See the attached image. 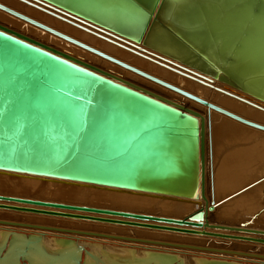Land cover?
<instances>
[{
  "label": "water",
  "instance_id": "water-1",
  "mask_svg": "<svg viewBox=\"0 0 264 264\" xmlns=\"http://www.w3.org/2000/svg\"><path fill=\"white\" fill-rule=\"evenodd\" d=\"M19 1L105 41L113 39L131 46L147 55L145 58L184 77L193 75L216 82L226 90H214L252 107L260 109L249 100L264 104V0ZM0 10L206 109L264 132L262 125L126 65L3 4ZM203 121L202 115L188 106L0 24V173L48 177L185 203L199 199L202 203L188 214L173 218L0 192V200L6 202L110 214L134 221L6 203H0V210L264 246V228L252 227L264 207L234 225L206 221L207 212L215 206L205 196ZM134 242L264 259V254L143 239Z\"/></svg>",
  "mask_w": 264,
  "mask_h": 264
},
{
  "label": "bare ground",
  "instance_id": "bare-ground-1",
  "mask_svg": "<svg viewBox=\"0 0 264 264\" xmlns=\"http://www.w3.org/2000/svg\"><path fill=\"white\" fill-rule=\"evenodd\" d=\"M3 1V0H1ZM12 1V0H11ZM18 1L19 3H21L20 5L24 4L28 7H31V9H35L37 11H40V13H44V14H47L45 13L44 11L40 10V9H37L33 6H30L26 3H23L19 0H16ZM5 2V0H4ZM7 2H9L7 0ZM14 2V1H13ZM16 2L15 4H18L19 3ZM6 3V2H5ZM9 4V3H8ZM15 4L13 3L14 7L16 8H19L18 6H15ZM23 6V5H22ZM13 7V8H14ZM9 8V7H8ZM26 8V7H23V9ZM21 9V8H19ZM26 10V12L28 11L27 9H24ZM3 11V10H1ZM0 11V12H1ZM5 12V11H3ZM1 12V13H3ZM7 13V12H5ZM36 13V12H35ZM41 13V14H42ZM9 14V13H7ZM11 15V14H9ZM8 15V16H9ZM59 21H62L50 14H47ZM12 16V15H11ZM42 16V15H41ZM15 17V16H14ZM28 17V16H27ZM39 17V16H38ZM30 18V17H29ZM46 18V17H45ZM14 19H17V18H14ZM19 19V18H18ZM32 19V18H31ZM21 20V19H20ZM34 20V19H33ZM0 21H3V22H6V23H9L11 24L13 27H15L16 29H19L22 31L21 34L24 35L25 34H28L29 36L31 37H34V36H39L40 38H44L47 39L49 41V39L47 38V36H45L46 34H42L40 31L38 32L37 29L35 28H30L29 25L27 26H23L21 27V24H17L16 21H14L13 19L11 18H6L5 16H1L0 15ZM23 21V20H22ZM36 21V20H35ZM25 22V21H24ZM70 26H72L71 24L65 22V21H62ZM28 23V22H26ZM40 23V22H39ZM59 23V22H58ZM30 24V23H28ZM32 25V24H31ZM34 26V25H33ZM46 26V25H45ZM11 27V26H10ZM36 27V26H35ZM48 27V26H47ZM74 28H76L75 26H72ZM50 28V27H49ZM52 29V28H51ZM79 29V28H77ZM54 30V29H53ZM81 30V29H79ZM89 30V29H88ZM57 31V30H55ZM81 31H84V30H81ZM59 32V31H57ZM72 32V31H71ZM86 32V31H84ZM20 33V32H19ZM61 33V32H59ZM88 32H86L87 34ZM63 34V33H62ZM85 34V35H86ZM90 34V33H88ZM50 35V34H49ZM65 35V34H64ZM93 35V34H91ZM26 36V35H25ZM68 36V35H67ZM94 36V35H93ZM70 37V36H69ZM96 37V36H95ZM72 38V37H71ZM98 38V37H97ZM43 39V40H45ZM54 39V38H53ZM61 39V38H60ZM74 39V38H73ZM90 39V37H89ZM92 39V38H91ZM101 39V38H99ZM46 40V41H47ZM76 40V39H75ZM94 40V39H92ZM91 40V41H92ZM103 40V39H102ZM41 41V40H40ZM63 41V40H62ZM58 39H54V40H50L49 42L51 43V46L53 47L54 45H57L59 47H62L63 49L65 50H62L64 52H66L65 54L67 55H70V56H73L75 58H78L80 60H83V61H86L90 64H93L95 66H98V64H100L98 67L103 69L104 71H107L110 73V71L108 69H106V66L107 67H111L113 70L112 72H117V73H121L122 76L123 75V71H121L119 68L117 67H114L110 64H108L107 62L103 63L101 60L93 57V56H89V54H87V52H84L82 50H79L77 49L76 47H72V46H69L67 44H65L64 42H62ZM65 41V40H64ZM78 41V40H77ZM96 41V40H95ZM105 41V40H104ZM111 44H113V46H117L121 49H124V50H118V55H120L121 57H124L126 58L128 61H130L131 63H136V62H141L143 63L144 65L145 64H149V70L151 71H154L156 73L157 76H163L165 74H168L167 72L164 71V69L166 68H162V66H159L157 65L153 60H149L147 58H145L147 55L144 56L143 53H139L138 51L136 50H133L131 48H128V47H125L123 45H121L122 43L120 42H115L113 40H110ZM97 42V41H96ZM108 42V41H107ZM54 45H53V44ZM98 43V42H97ZM117 43V45L115 44ZM46 45V44H45ZM87 45V44H86ZM105 45V44H104ZM110 45V44H109ZM48 46V45H47ZM75 46V45H74ZM50 47V46H49ZM108 46H106L107 48ZM54 48V47H53ZM110 48V47H108ZM82 49V48H81ZM59 50V49H58ZM126 50V51H125ZM60 51V52H62ZM99 51V50H98ZM113 51V50H112ZM63 52V53H64ZM84 52V53H83ZM101 52V51H100ZM125 52L127 53H130V54H133L134 56L130 55V54H126ZM89 53V52H88ZM103 53V52H102ZM114 54L115 51H113ZM105 54V53H104ZM139 54V55H138ZM107 55V54H106ZM137 55V56H136ZM110 56V55H108ZM112 57V56H111ZM114 58V57H113ZM144 58V59H143ZM116 59V58H115ZM146 59V60H145ZM118 60V59H117ZM119 61V60H118ZM150 61V62H149ZM121 62V61H120ZM152 62V63H151ZM123 63V62H122ZM101 64H103L101 66ZM125 64V63H124ZM105 65V67H104ZM127 65V64H126ZM101 66V67H100ZM119 66V65H117ZM130 66V65H129ZM121 67V66H120ZM132 67V66H131ZM143 67V66H142ZM110 68V69H111ZM136 68V67H134ZM174 67L171 66V69H173ZM137 69V68H136ZM139 70V69H138ZM169 70V69H167ZM141 71V70H140ZM171 71V70H169ZM111 72V73H112ZM173 72V71H171ZM170 73V72H169ZM176 74V72H173ZM114 75V73H112ZM119 74H116L115 73V76L119 77V78H122ZM135 74V73H134ZM171 74V75H170ZM169 75L170 76H174L175 78V82H178V85L179 87L181 85L184 86V88H192L195 92L196 97L202 99V100H205V99H212V98H221V103L222 104H226L228 105L229 108H232L234 113H236L235 115L243 118V119H246L248 121H251V122H254L256 124H259V125H262L264 126V104H258L256 102H253V101H250L252 102V104L254 103V105H258L260 106V109L256 108V107H252L248 104H245L241 101H239L238 99L236 98H233V97H230V96H225V95H221L220 92L218 91H215L214 88H216L217 86L213 85L212 83L210 82H207V81H203V80H200V79H196V77H193V75H186L184 73L185 78H178L176 77L175 75H173L172 73H170ZM137 75V74H136ZM180 75V74H178ZM177 75V76H178ZM134 76V75H133ZM182 76V75H180ZM184 77V76H183ZM193 78L194 80V83L198 84H194L193 81H190V80H187L186 78ZM138 78V77H137ZM123 79V78H122ZM140 79V78H139ZM143 79H141L142 81ZM197 80H200V81H197ZM144 81V80H143ZM197 81V82H196ZM150 82V81H149ZM132 83V82H131ZM148 83V82H147ZM153 83V82H152ZM135 84V83H133ZM135 85H138L140 87H145L149 90V88L145 85H141V84H135ZM154 85V84H153ZM158 85V84H157ZM171 85V84H170ZM177 85V84H176ZM200 85V86H199ZM152 86V85H151ZM160 86V85H159ZM150 87V86H149ZM156 87V86H155ZM177 86V88H179ZM156 88H160V87H156ZM161 89V88H160ZM180 89V88H179ZM221 89V88H220ZM223 89V88H222ZM165 90V89H164ZM198 90H201L199 93L197 92ZM157 92V91H156ZM169 92V91H168ZM171 93V92H170ZM174 93V92H173ZM201 93V94H200ZM206 93V94H205ZM172 94V93H171ZM203 94V95H202ZM232 94V93H231ZM236 94V93H235ZM234 94V95H235ZM238 95V94H237ZM163 96V95H161ZM204 96V97H202ZM224 96V97H222ZM165 97V96H163ZM168 99L176 102V103H179V104H183L185 106H188L190 107L191 109L193 108H197L198 111L201 110L200 114L202 115L203 117V170H204V174H205V180H204V187H205V196L208 200V202L212 199V197H209L208 195V184H207V180L209 179L208 177V171H209V165H210V149L209 147H207L206 149V137H207V143H209V139H208V136H209V130H208V133H207V129H208V117H206L204 115V112H203V109L200 108V104L190 100H186L185 97L175 93V94H172L171 97L167 96ZM166 97V98H167ZM202 97V98H201ZM240 97V96H238ZM185 98V99H184ZM242 98V97H240ZM245 98V97H244ZM243 98V99H244ZM192 101V102H191ZM206 101V100H205ZM207 102V101H206ZM240 102V103H239ZM191 104V105H190ZM214 105V104H213ZM199 107V108H198ZM218 107V106H217ZM220 108V107H219ZM222 109V108H221ZM211 110V109H210ZM224 110V109H223ZM199 113V112H198ZM220 119V123L217 125V127L221 128L222 126H224L225 124L224 123H221L223 121V118L221 117H216V120H219ZM210 121L213 122V120L210 118ZM225 123L227 124L226 128L228 127L229 129L227 130L229 133H228V140H224L223 143H221L223 140L221 141H218L217 137L214 141V144L215 145H220L219 147L220 150L219 152L222 153L220 156H218L216 159H218L219 163H218V176H217V179H215V181L221 179L220 181L222 182V179L224 180L226 178L230 180V184H234L236 183L237 185L238 184H241V180L242 177L244 176V174L242 173L243 172V168L244 165L246 164L245 162L247 161V158L251 156H253V154L255 153L257 155V158H261L263 153H262V150L261 149H264V132L262 131H259V130H256V129H253V128H250V127H247L243 124H240L238 122H236L235 120H226ZM258 148V150L256 149ZM260 148V149H259ZM256 149V150H255ZM264 151V150H263ZM255 156V155H254ZM253 156V157H254ZM217 164V162H216ZM217 167V166H216ZM224 173V175H222ZM220 174V176H219ZM243 174V176L241 177V175ZM221 175L223 176L221 178ZM11 176H19V178H27L29 183H31L30 181L32 179H36V180H39V181H42V185H40V187L44 186V184H50L52 188H50V191H52L53 193H61V194H65V195H73V196H79V195H83L85 194L86 196H89L92 198V200L96 199L97 201H101L103 199L105 200H108L110 202H118V206H122L120 208H116V207H112V206H108L110 208H107V207H99L98 206H92V205H87L85 203H76L75 205H84V206H91V207H97V208H104V209H112V210H117V211H126V212H130V213H141V214H151V215H155V214H158V216H162V215H165L164 217L168 216V215H174L173 218H178L179 215L181 213H175L176 211H173L171 212L172 214H162L160 212H158L162 206V208H166L167 206H176L175 203H185V202H181V201H173V200H169V199H165V198H160V197H157V196H151V195H148V194H142V193H135V192H128V191H122V190H112V189H102V188H99V187H94V186H87V185H83V184H76V183H71V182H68V181H60V180H55V179H51V178H48V177H34V176H29V175H15V174H11V173H5V172H1L0 173V177H11ZM35 181V180H33ZM228 181V180H227ZM46 182V183H45ZM219 182V181H218ZM218 182H217V185H218ZM225 182V181H224ZM24 181H20V182H16V186L18 187H22V185H24ZM223 183V182H222ZM229 184V182H225V184ZM243 183V181H242ZM223 183V185H225ZM35 185V184H34ZM216 186V185H215ZM219 187V186H218ZM224 187V186H223ZM228 187V186H227ZM215 188V187H214ZM114 191H118L120 194L122 193H126L128 196L132 197V198H128V197H118L116 195H111L112 192ZM220 191V190H219ZM240 191V190H239ZM104 193H107V194H103ZM111 193V194H110ZM26 198V197H25ZM160 198V199H159ZM32 199V198H31ZM165 199V200H163ZM42 200V199H40ZM49 200V199H48ZM48 200H42V201H48ZM91 200V201H92ZM213 200V199H212ZM148 201H151L152 203L156 204L155 208H152V210H130L128 209L127 206H131V207H137V206H141L142 204H150L151 202H148ZM49 202H57V201H52V200H49ZM200 200L197 199L196 201H192V203H188L189 204H192L193 206L191 207V209L193 210V208H195V205L198 204L200 205ZM0 203H6V204H12V205H18V206H29V207H33V208H40V209H45V210H52V211H60V212H66V213H75V214H84V215H89V216H97V217H101V218H113V219H118V220H128V221H134L132 218H129V217H121V216H113V215H110V214H99V213H90V212H81V211H71V210H62V209H56V208H50V207H41V206H34V205H27V204H19V203H15V202H6V201H2L0 200ZM171 203V204H170ZM187 203V202H186ZM213 203H214V200H213ZM132 205H136V206H132ZM214 206L216 207L217 205L214 203ZM179 207V206H178ZM214 207V208H215ZM189 209V210H191ZM158 210V211H157ZM0 211H4V212H12V213H17V214H30V213H22V212H13V211H5V210H0ZM187 211V210H186ZM213 211V210H212ZM212 211L211 212H207V217H206V221L208 223H213L215 224V219L212 217ZM184 212V211H183ZM182 212V213H183ZM175 213V214H174ZM188 214V213H187ZM31 215H36V214H31ZM38 216H45V215H38ZM33 217V216H32ZM45 217H51V218H59V219H66V220H76V219H68V218H61V217H55V216H45ZM264 218V217H263ZM0 221H4V222H7L9 224H5V225H1L0 226H4V227H9V228H16V229H28V230H37V231H45V232H54L56 234H63V235H66L67 237H74L75 235H83V236H86V234H93L95 235V237H98L99 239L101 238H105L107 240H110V241H121V242H125V243H132V244H138V245H143L145 246V251H147V254L149 255H156V254H160L162 255L161 253H157L155 251H153L152 249H155V248H161L163 250H168V251H171L172 249L174 248H171V247H166V246H160V245H153V244H145V243H140V242H134L135 240H138V239H143L144 241H154V242H165V243H170V244H179V245H183V247L185 246H198V245H195V244H192L190 241H192L191 239H188L187 237H198V238H206V239H209L210 241L212 240H215L212 244L213 246H210L211 242H204V246H199V247H203V248H214V249H222L220 248L219 246H224V247H228V244L230 245V243H243V242H228V241H224V240H219V239H216V238H212V237H209V236H189V235H182V234H176V233H170V232H165V231H156V230H148V229H144V228H135V227H129V226H120V225H116V224H109V223H101V222H95V221H85V220H76V221H83V222H92V223H98L97 226H95L97 229L96 232H92V231H80V230H74V229H71L69 228L70 226H68V228H58V227H55V226H49V225H43V224H32V223H27V222H17V221H9V220H5V219H0ZM148 223H156L158 224V222H149ZM14 224V225H13ZM15 224H24V225H29L31 227H26L24 225H15ZM159 224H164V223H159ZM218 224H221V223H218ZM107 225H111V226H107ZM114 226H119V227H124V228H129V229H133V230H147V231H153V232H163V233H170V234H173L175 235L176 237L173 238V239H166V240H160V239H155V237H148V236H141L139 234L137 235H126V234H118V235H112V234H105L103 232H110V228H115L114 231H117L118 233L120 232V229H118L119 227H114ZM254 225H252L253 227ZM9 228H5L7 230H2L0 231V234L3 235L2 239L5 238V242H3L2 246H0V249L3 248V246L6 245L7 241H8V237H9V231H11V234L10 236H13L16 240L18 241H21L24 243V247L28 246L27 247V250H28V253L24 255L25 258H30L31 256L30 255H34L32 258H30L29 262L30 264H55L56 262L58 264H65V259H68L66 258V255L65 254H62V255H59L58 254V257H57V254L54 255L53 253L50 254L51 251L46 252L45 250H43L42 248H40L39 246H37V242L40 243L41 240H44V236H45V233H43V235H32V236H29L30 238H33V239H28L26 241V239H24L23 237L25 236L24 234L22 235V233L20 232H16V231H12L11 229L8 230ZM92 227H90L91 229ZM117 229V230H116ZM260 229V228H258ZM62 230V231H61ZM208 231V230H207ZM209 231H212L214 232L213 230H209ZM15 232V233H13ZM79 232V233H78ZM18 233V234H17ZM21 234V235H19ZM75 234V235H73ZM89 236V235H87ZM92 237V236H91ZM185 237V238H184ZM1 239V238H0ZM41 239V240H40ZM46 239V238H45ZM75 239V238H72V240ZM48 239H46L47 241ZM46 241H42V243H44L47 247H51L53 248L52 246H50L48 243H45ZM58 241V240H57ZM60 241V240H59ZM66 241V240H65ZM70 242V241H69ZM36 243V244H34ZM73 243V242H70V244ZM5 244V245H4ZM77 242H74L72 244V246L74 247H77L79 248V251L81 252V250H83V246L84 245H80L79 243L77 244ZM82 244V243H81ZM243 244H246V245H249V246H244L246 249L248 250H253L255 251V249H258L256 247H260L261 245H257V244H249V243H243ZM87 245L92 249V251L89 253V252H86L88 253L87 255L89 256H92L93 254V257L91 258H94L95 260H97L96 264H99L98 261H100V264L103 263L106 258L111 260V261H114V262H117L118 264H135V261H132V262H127V261H124L122 259V257L125 255L127 256L126 252L123 251V250H119L116 248V246L112 247L110 245H107V244H90V243H87ZM33 247L32 250H29L30 247ZM232 246V245H231ZM56 247V246H54ZM22 249V247H19ZM130 249V251L132 252H135L134 249L132 248V246L130 245V247H127ZM174 250H179V251H173L172 252H177V253H167V254H173L172 256L174 257H178V256H183L182 254H179V253H183L181 250L183 251H196V250H190V249H183V248H177V249H174ZM223 251H233V252H242V253H247V254H254V255H262L258 252H251V251H239V250H230V249H222ZM58 251V250H57ZM61 251V250H60ZM64 252V251H63ZM197 252H200V253H206V252H202V251H197ZM263 252H264V246H263ZM62 253V252H61ZM60 253V254H61ZM70 253H71V250H70ZM77 253V252H76ZM156 253V254H155ZM208 253V252H207ZM68 254V253H67ZM98 254V255H96ZM100 254L101 256L104 255L103 257H105L104 261L102 259V261L100 260ZM209 254H215V253H209ZM72 255V254H71ZM71 258H73V256H71ZM218 255H226V256H231V257H241V256H238V255H227V254H218ZM69 256V255H68ZM77 256V255H76ZM65 257V258H64ZM24 258V259H25ZM69 258V259H71ZM76 258V257H75ZM88 258V257H87ZM203 258V257H202ZM243 258V257H241ZM246 259H250L252 260L251 262L253 264L255 263H258V264H264V259H257V258H253V257H245ZM68 259V262H70V260ZM77 259V258H76ZM74 259V260H76ZM90 259V258H89ZM89 259H86V260H89ZM189 260V258H186ZM64 260V261H63ZM73 260V261H74ZM157 260V259H156ZM155 260V262H156ZM168 260V259H167ZM167 260L165 259H162V258H159V262L158 264H168ZM192 261H194L193 259H190ZM216 262H220V263H227V261H222V260H219V259H215ZM254 260H257V262H255ZM63 261V262H62ZM72 261V262H73ZM90 261V260H89ZM145 261V260H144ZM158 261V260H157ZM192 261H189L191 262L190 264H192L193 262ZM67 262V260H66ZM67 262V263H68ZM76 262V261H75ZM74 262V264H76ZM107 262V261H105ZM182 262V261H181ZM195 262V261H194ZM89 263V262H88ZM92 263V261H91ZM185 263V262H184ZM232 264H238L237 262H232ZM11 264V263H10ZM68 264H71L68 263ZM73 264V263H72ZM114 264V263H113ZM194 264V263H193ZM195 264H197V262H195Z\"/></svg>",
  "mask_w": 264,
  "mask_h": 264
},
{
  "label": "rangeland",
  "instance_id": "rangeland-1",
  "mask_svg": "<svg viewBox=\"0 0 264 264\" xmlns=\"http://www.w3.org/2000/svg\"><path fill=\"white\" fill-rule=\"evenodd\" d=\"M8 1L9 2H7V0H5V2H6L5 3L4 0L3 1L0 0V4H3L4 6H7V7L11 8V9H13V10H15V11L21 13V14H24L25 16H28V17L36 20L37 22H40V23H42V24H44V25H46V26H48V27H50V28H52L54 30H57V31H59V32L65 34V35H68V36H70V37H72V38H74V39H76V40H78V41H80V42H82L84 44H87L88 46H90V47H92V48H94L96 50H99V51H101V52H103V53H105L107 55H110V56L118 59L119 61L127 64V65H130L132 67H136L137 69H139V70H141V71H143V72H145V73H147V74H149L151 76H154V77H156V78H158V79H160V80H162V81H164L166 83H169V84H171V85H173L175 87H177V86L179 87L178 82H175V79H174L175 77L174 76H170L171 75L170 73H172L173 75H175V73H173V72H171V71H169L167 69H164V71L167 72L168 74L163 73L164 74L163 76H161V75L157 76L154 71L149 70V66H150L149 64H145L144 65L141 62L131 63L126 58L121 57L120 55H118V50H124V49H121V48H119V47H117L115 45L113 46V44H111V43H109L107 41H104L102 39H99V38H97V37H95V36H93L91 34H88V33L86 34V32L81 31V30H79L77 28H74V27H72V26H70V25H68V24H66V23H64L62 21H59V20H57V19H55V18H53V17H51V16H49L47 14H44L42 12H41L42 13L41 14L40 11H37V10H35L33 8L31 9V7H28V6L24 5V4H22L23 5L22 6V5H20L21 3H19L16 0H12V1L8 0ZM16 2H18L19 5L15 4ZM13 3L15 4V6H18L21 9H19L17 7L15 8ZM23 7H26L24 9H27L28 11L26 12V10H24ZM1 12H3V11H1ZM1 12H0L1 16H5L6 18L13 19L14 21L17 22V24H21V27L29 25L30 28L37 29L38 32L42 31L41 33L42 34H46L45 36H47L49 41L51 39L52 40L58 39V40L62 41V39H60V38H58V37H56V36H54V35H52L50 33H47V32H45L44 30H42V29H40L38 27H35V26L31 25V24H28V23H26V22H24V21H22V20H20L18 18L14 19L16 17L11 16V15L5 13V12H3V13H1ZM0 24L4 25L6 27H9V28H11V29H13V30H15L17 32L22 33L21 30L16 29L15 27H13L9 23L0 21ZM87 29L91 30L90 28H87ZM24 35H26V36H28L30 38H33V39H35L37 41L41 40L40 42L52 47L51 43L47 39H45V37L44 38H40L39 36L31 37V36H29L28 34H25V33H24ZM89 37H90V39H89ZM91 38L94 39V40H92ZM43 39H45V40H43ZM110 40H113V39H110ZM113 41H115V40H113ZM62 42H64L65 44H67L69 46L76 47L77 49L82 50L84 52H87V54H89V56H93V57H95V58H97V59H99L101 61L103 60L104 61V62L102 61L103 63L107 62L108 64L119 68L121 71H123L122 73H123L124 76H122L121 73L119 74L117 72H112L113 69L111 67H107L106 66V69H108L110 71V73L112 72V73H114V75H115V73L119 74L123 79H125V80H127L129 82H132V83H135V84H141V85H144V86L146 85L149 88L150 91H153V92H155V93H157L159 95H163L165 97H167V96L171 97L172 94H175L172 91H170V90H168V89H166V88H164L162 86H159V85H157L155 83H152L151 81L149 82V80H147V79H145V78H143V77H141L139 75H136L133 72L127 70V69H124V68H122L120 66H117V65H115V64H113L111 62H108V61H106V60H104V59H102V58H100V57H98V56H96V55H94V54H92L90 52L88 53V51H86L84 49H81L80 47L74 46L73 44H70V43H68V42H66L64 40ZM115 42L118 43V41H115ZM121 45H123L125 47H128V48H131L133 50H137V49H135V48H133L131 46H128L126 44H123V43ZM106 46H108L110 48H108V47L106 48ZM53 47L55 49H57V50L59 49V51L65 50L62 47H59L57 45H54ZM112 50L115 51L116 54H114ZM62 52H64V51H62ZM64 53H66V52H64ZM125 53L126 54H130V53H127V52H125ZM130 55L134 56L133 54H130ZM97 65L99 66L100 64L97 63ZM102 65L103 64H101V66ZM104 67H105V65H104ZM177 75L178 74H176L175 76L178 77V78H181V77L185 78L183 76H180V75L177 76ZM193 77H195V76H193ZM141 79H143L144 81L143 80L141 81ZM186 79L190 80V81L194 80L193 78H188V77ZM194 81H193V83H194ZM210 83H212L213 85L217 86L216 88H219V89L223 88V90H226L223 86L219 85L216 82H210ZM194 84H196V83H194ZM196 85H198V84H196ZM155 86L156 87H160L161 89L160 88H156ZM179 88L184 90V91H186V92H188V93H190V94L196 95L194 93L195 91L192 88H190V87L184 88V86L181 85ZM200 91L201 90H198L197 92L199 93ZM229 92L232 93V94L236 93L235 94L236 96H240L242 98L245 97V96H243V95H241V94H239L238 92H235V91H232V92L229 91ZM221 95H225V94L221 93ZM225 96H227V95H225ZM202 97H204V96H202ZM222 97H224V96H222ZM244 99H246V98H244ZM186 100H188V99L186 98ZM205 100L207 102L211 103V104H214L215 106H218V107L230 112V113L236 114V113H234L232 108L228 107V105L221 103V98L220 97L219 98H212V99H205ZM188 101H190V100H188ZM249 101H253V100H249ZM253 102H255V101H253ZM199 106H200V108L203 109L204 115L206 117H208L207 118L208 119L207 133H208V130H209V136H208L209 143H207V137H206V149H207V147H209L210 153H211V155H210V165H209L210 169L208 171L209 179L207 180L208 195H209V197H212V199L214 200L213 190L217 191V193H219V194H224L226 192H230L228 194V195H230L229 197L235 198L233 200V202H237V205H238V206L229 207V208H231L229 211L227 209V206H223L220 209L219 206L217 205L212 211V217L214 219H216V218H219V217H224V215H227V214L233 215V213H235V214L240 213V211L238 209L241 210V208L243 207V206H240V205H242L244 197H245V194L243 193V191L245 189L242 186L243 185V183H242L243 180H241V184H238V185L236 183L230 184L231 183L230 180L227 179L228 180L227 181L226 178L224 180L222 179V182L224 184H225V182H229V184L227 183V184L223 185V183L220 181L221 179L218 180L219 182L217 180L215 181V179H217V176H218V173H217L218 171L217 170H218V163H219L218 162L219 160L216 159V158L218 156H220L222 153L219 152V150L221 148V147H219L220 145H218V146L215 145L214 141H215L216 137H217L218 141L223 140L221 143H223L224 140H228V137H229L228 133L229 132L227 130L229 128L228 127L226 128L227 124L225 123V121L227 119L230 120V121L233 120V119H231V118H229V117H227V116H225V115H223L221 113H218V112H216L214 110L206 109L205 106H202V105H199ZM194 110H196L199 113L201 112V110L198 111L197 108H194ZM218 116L220 118L221 117L223 118V121L221 123L225 124L221 128L217 127V125L220 123V119L216 120V117H218ZM210 118L213 120V122L210 121ZM256 149L258 150V148H256ZM261 150H262V153H263L261 158H259V157L257 158V155L255 153L253 154V156L255 155L254 157L251 156V158L250 157L247 158V161L245 162L246 164L244 165L245 168H243V172H242L244 174V176H243V174L241 175V177L243 176L242 179L245 177V174H247V167H248L249 162L251 160L256 161V162L260 161V162L264 163V151H263L264 149H261ZM216 162H217V164H216ZM259 168H260V170L264 169V167H259ZM222 175H224V173ZM222 175H221V178L223 177ZM219 176H220V174H219ZM33 180H35V181H33ZM17 181L18 182L24 181L26 183H24V185H22V187L20 188V187L16 186V182ZM30 182L31 183H29L27 178H19V176L2 177V178L0 177V192L1 193H5V194H8V193L14 194V196H18V197H26V198H32V199H38V200H40V199L48 200L49 199V200L57 201V202L63 201V202H67V203H70V204L71 203H77L78 204V203L81 202V203H85L87 205H99V206H103V207H106V206L107 207L108 206H112V207H116V208L117 207L118 208L122 207V206H118V202H110V201L105 200V199H103L101 201L100 200L97 201L96 199L92 200L91 197L86 196L85 194L79 195V196H73L72 194L71 195H65V194H61V193H58V194L57 193H53L52 191H50V188H52L50 184H44V186L40 187V185H42V183H43L42 181H39V180H36V179H32ZM217 182H218V185H217ZM103 194H107V193L103 192ZM111 195H116L118 197H128V198L130 197L126 193L120 194L118 191L112 192ZM130 198H132V197H130ZM163 200H165V199H163ZM148 202H151V201H148ZM199 203L202 204L201 202H199ZM214 203L216 204L217 202L214 200ZM175 205L176 206H169V207L167 206L164 209L161 206L160 210L159 211L157 210V211L162 213V214H164V213L165 214H172L171 212H173V211H176L175 213H177V212L178 213H182L183 211L191 209V207L193 206L192 204L188 205V203H175ZM132 206H136V205H132ZM155 206H156V204L151 202L150 204H142L141 206H137V207H131V206H127V207L130 210H133V211L135 210L136 211V210H152V208H155ZM232 211H233V213H232ZM255 213H258V211L255 212ZM261 213H262V211L258 213V215H257L256 219L254 220V222L252 223V225H255L254 224L255 222L257 224L261 223V222H264V218H258L261 215ZM162 216H165V215H162ZM251 216H249L248 218H250ZM166 217H174V215L172 214V215H168ZM0 219H5V220H9V221H17V222L22 221V222H27V223H32V224H43V225L55 226V227H58V228H65V229L68 228V226H70L69 228L74 229V230L92 231V232H96L97 231L96 230L97 228L95 226L98 225V223H92V222L66 220V219L51 218V217L31 215V214H17V213L4 212V211H0ZM107 226H111V225H107ZM90 227H92V228L90 229ZM114 227H119V226H114ZM5 228H9V227L0 226V231L7 230ZM10 229L11 228H9L8 230H10ZM118 229H120L119 233L117 231H114L115 228H113V229L110 228V230H109L110 232H103V233L112 234V235H118V234L137 235V234H139L141 236L155 237V239H160V240H166V239H170V238L173 239V238L176 237L173 234L163 233V232H153V231H147V230H133V229L124 228V227H119ZM11 230L12 231H16V232H20V233L24 234L25 236H32V235L37 236L39 234L43 235V233H45L44 237L46 239H48V240L46 241L45 238H44V240L40 239L41 241H40V243L37 242V246H39L40 248H42L43 250H45L48 253H49V251H51L50 254L51 253H53L54 255L57 254V257H58V254L59 255L65 254L66 258L69 259V258H71L70 257L71 254H72L71 256L76 254L77 256L75 255V256H73V258L69 259L71 264L72 263L74 264L75 261H76L75 262L76 264H96L97 263L96 262L97 260H95L94 258H91V257H93V254H92V256L87 255L88 253H86V252L90 253L92 251V249L87 245V243H90V244H102V245L103 244H107V245H110V246L113 245L112 247L116 246L117 249L123 250V251L126 252L127 256L124 255L122 257V259L124 261H127V262L135 261V264H158V263H160L159 262V258H162V259H165V260L168 259L167 260L168 264H190L191 262H189V261H192L190 259H193L195 262H197V264H232L231 261L232 262H237L238 264H253L251 262L252 260L246 259V258L231 257V256H226V255L209 254V253H200V252H197V251H183V250H181L183 253H179V254H182L183 256L174 257V256H172L173 254L171 255V254H167V253H177V252H172V250L173 251H179V250L172 249L171 251H168V250H163L162 247L161 248L152 249L153 251H155L157 253H161L162 255L156 254V253H155L156 255H153V254L149 255V254H147V251H145V249H144L145 246H143V245L125 243V242H121V241H118V242L117 241H110V240H107L105 238L99 239L98 237H95V236L91 237V236H83V235H75V234H73V235H75L74 237H67L66 235H63V234L59 235V234H56L54 232L28 230V229H22V228L21 229L12 228ZM2 237H3V235L0 234V238H1L0 239V246H2L3 242H5V238L2 239ZM72 238H75V239L72 240ZM187 238L192 240V241H190L192 244H195V245H198V246H202V245L204 246L205 245L204 242H211L210 246H213L212 243L215 241V240L210 241L209 239L198 238V237H187ZM42 241H46L45 243H48L50 246L53 245L52 246L53 248L47 247L44 243H42ZM69 241L73 242V243L77 242V244L79 243L80 245H84L83 246V250H81V252H80L79 248L72 246L73 243L70 244ZM34 244H36V243H34ZM130 245L132 246V248L134 249L135 252H132V251H130L129 248H127V247H130ZM243 245L247 246L246 244H243V243H236V244L230 243V245L228 244L227 248L224 247V246H219V247L222 248V249H230V250H234L235 249V250H239V251L258 252V253H260L262 255L264 254L263 246H260V247L258 246V247H256L258 249H255V251H253V250L246 249ZM24 246L25 245H24L23 242L16 240L13 236H10V234H9L8 241H7L6 245L4 246L3 251H2V249H0V264H10V263L11 264H30L29 260L34 255H30L31 257L29 259L25 258L24 255L28 253V250H27L28 246H26V247H24ZM54 246H56V247H54ZM19 247H22V249L19 248ZM6 249H8V250H6ZM32 249H33V247L31 246L29 250H32ZM70 250H71V253H70ZM96 255H98V254H96ZM100 256H101V254H100ZM103 256L104 255H102L100 257L101 261H102V259H103V261L105 259V257H103ZM186 258H189V260L186 259ZM216 258L219 259V260H222V261H227V263L216 262V260H215ZM68 259H65V264L70 263V262H68ZM74 259H76V260H74ZM86 259H89L90 261L86 260ZM66 260H67L68 263L66 262ZM155 260H156V262H155ZM91 261H92V263H91ZM105 261H107V262H105ZM105 261L103 263H101V264H113V263L114 264H118L117 262L111 261V260H109L107 258H106ZM194 261H192V262L195 264ZM254 261L257 262V260H254ZM98 263L100 264V261H98ZM51 264H53V263H51ZM55 264H58V263L56 262ZM255 264H258V263H255Z\"/></svg>",
  "mask_w": 264,
  "mask_h": 264
},
{
  "label": "crops",
  "instance_id": "crops-1",
  "mask_svg": "<svg viewBox=\"0 0 264 264\" xmlns=\"http://www.w3.org/2000/svg\"><path fill=\"white\" fill-rule=\"evenodd\" d=\"M259 167H264L263 162H256L251 160L247 167V174L243 178V188L245 189L243 193L245 194L244 200L240 209V213H233V215L227 214L224 217H219L215 219V223L221 224H228L234 225L236 223L245 221L249 216L254 214L255 212L259 211L264 207V169ZM230 192H226L224 194H219L217 191L213 190L214 200L216 202H220L218 204L219 208L221 209L223 206H227L228 211L231 209V206H238L237 202H233L235 198L229 197L228 195ZM228 196V197H227ZM201 205V204H200ZM191 210L184 211L179 215V217L184 216L185 214L191 212ZM167 215V214H166ZM264 217V210L262 211L261 215L258 218ZM253 227L257 228H264V222L261 223H254ZM245 246V245H243ZM249 246V245H247ZM246 247V246H245Z\"/></svg>",
  "mask_w": 264,
  "mask_h": 264
}]
</instances>
